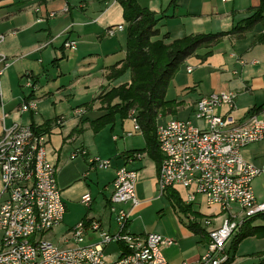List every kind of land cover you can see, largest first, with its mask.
<instances>
[{"label":"crops","instance_id":"1","mask_svg":"<svg viewBox=\"0 0 264 264\" xmlns=\"http://www.w3.org/2000/svg\"><path fill=\"white\" fill-rule=\"evenodd\" d=\"M136 1L155 14L157 38L167 35L166 42L192 34L229 33L239 21L250 16L260 2ZM118 24L123 25L122 30L111 36L106 34L108 27ZM126 25L122 6L116 0H0V54L9 62L0 76L3 103L0 117L5 113L6 126L13 122L46 125V157L56 167V180L65 205L62 222L70 212L74 220H78L67 230L82 220H98L102 228L114 232L116 223L109 211V197L116 170L126 166L136 170L134 190L138 201L133 208L130 203L122 206L131 209L127 230L147 233L133 229L132 220L143 218L145 209L155 203L153 208L161 212L156 220H170L169 231L176 237L174 244L162 248L165 259L174 263L195 262L206 242L205 229L198 220L209 216L218 225L222 220L219 206L208 205L201 195L191 203L184 202L186 190L182 187L168 188L163 194L157 191L159 164L151 156L131 116L121 119L116 115L112 124L97 132L90 125L105 106L97 97L130 80L129 70L115 79L105 77L109 67L124 58ZM260 35L262 40L257 41ZM67 39L76 41L75 49L63 46ZM208 51L210 53L205 55ZM27 81L31 86L25 85ZM171 84L176 92L171 99L178 105L173 113L159 114L156 123L170 118L190 119L200 97L219 92L234 94L232 106L221 104L216 108V113L229 117L233 124L243 122L250 113L264 118V25L255 23L242 33L222 36L211 47L199 48L181 63L166 93ZM31 100L35 101V109L21 111L20 106ZM1 130L0 121V134ZM139 137L142 143L138 142ZM80 149L85 152L82 154ZM263 150L264 140H261L242 148L240 153L245 161L262 167L259 152ZM72 153L76 155L72 157ZM136 154L139 157H135ZM98 157L109 160V165L98 167L94 162ZM1 187L0 180V191ZM86 192L90 193L91 201L83 204L81 196ZM170 195L177 196L189 209L182 211ZM193 214L202 218L196 219ZM194 220L202 229L197 233L188 227ZM153 231L168 236L162 225ZM87 237L88 241L96 239L91 232ZM194 237L197 238L196 249L172 251L181 241ZM233 238L227 248L234 262L239 243L233 250ZM262 257L264 250L246 264H255Z\"/></svg>","mask_w":264,"mask_h":264},{"label":"built area","instance_id":"2","mask_svg":"<svg viewBox=\"0 0 264 264\" xmlns=\"http://www.w3.org/2000/svg\"><path fill=\"white\" fill-rule=\"evenodd\" d=\"M122 28L118 24L105 32L111 36ZM63 44L76 48L73 39ZM8 65L7 58L0 54V76ZM25 85L31 86V82ZM233 99L231 92L202 96L193 107V117L199 124L170 118L155 127L162 156L157 191L163 194L168 188L182 187L186 190L184 202L191 203L201 195L208 205H218L222 212L218 225L209 216L198 220L205 229L206 242L195 262L170 263L165 259L161 247L174 244L173 238L157 232L135 234L127 230L131 209L122 206L130 203L133 208L138 201L134 190L136 170L126 166L116 170L109 197V211L116 223L114 232L102 228L98 220H82L56 244L47 239V232L61 224L65 205L56 167L46 157V133L17 122L6 126V115L1 114L0 264H233L227 243L244 222L264 214V201L255 196L252 187L253 180L264 174V166L245 161L240 153L247 145L264 140V118L250 113L243 122L233 124L229 117L216 113L221 104L232 106ZM2 104L0 92V110ZM34 109V100L20 106L21 111ZM135 127L139 128L137 124ZM75 155L72 153V157ZM94 162L98 167L109 165L107 159L95 158ZM90 201L89 192L81 196L83 204ZM88 232L96 239L88 241ZM113 242L119 244L120 251L115 259L106 261L104 249Z\"/></svg>","mask_w":264,"mask_h":264},{"label":"trees","instance_id":"3","mask_svg":"<svg viewBox=\"0 0 264 264\" xmlns=\"http://www.w3.org/2000/svg\"><path fill=\"white\" fill-rule=\"evenodd\" d=\"M123 10V19L126 22V43L123 59L109 67L106 79H115L126 70L130 72L129 82L112 87L107 92L97 97L102 105H105L103 113L90 121L91 128L97 132L105 125L112 124L115 116L121 119L131 116L135 119L146 141L147 148L153 159L159 164L161 153L155 140V127L158 115L173 113L178 102L166 100L167 86L181 63L201 47H211L224 36L234 33H242L250 29L255 23L264 25V0L253 9V13L239 21L228 32L199 33L187 35L182 38L164 41L167 35L157 38L159 30L156 28L157 18L155 14L138 4L136 0H116ZM261 35L257 41H261ZM207 54L210 51L205 52ZM114 100H117L116 103ZM30 127L35 132H46V125ZM169 198L178 204L182 211H187L189 206L180 202L177 196L170 195ZM194 218H202L193 214ZM260 219L262 223L253 222ZM188 227L194 231H201L198 222L191 221ZM247 236L264 238V214L253 217L243 223L239 232L232 241L233 250L237 244ZM255 264H264L262 257Z\"/></svg>","mask_w":264,"mask_h":264},{"label":"rangeland","instance_id":"4","mask_svg":"<svg viewBox=\"0 0 264 264\" xmlns=\"http://www.w3.org/2000/svg\"><path fill=\"white\" fill-rule=\"evenodd\" d=\"M175 89L173 88V84L170 85L169 90L166 93V100H173L172 97H175ZM180 118H183V116H179ZM189 118L191 119L193 124H196L195 118L190 114ZM185 119V117H184ZM100 131V130H99ZM138 142H143L142 138H137ZM99 158V157H98ZM103 160L104 158H99ZM259 159H261V164L264 165V150L259 152ZM252 187L254 190V193L256 197L259 200L264 201V174L261 173V175L257 176L253 182ZM136 189H138V185L136 186ZM138 191V190H137ZM155 206V203H152V205L148 206L144 211V216L138 220H132V228L133 229H140V231H147V232H154L153 230L157 227L162 225L167 232V237L170 238H176L173 233H171L169 230L172 227V223L170 220H156V216H161V212L155 210L153 207ZM73 212L69 213V217H66V220H63L61 222V225L55 227L51 231L47 232L45 237L49 239L54 244L57 243L58 238L61 237L66 231L67 227L72 225L78 220H74V215H72ZM145 219V220H142ZM255 223L259 224L262 221L260 219H257L254 221ZM180 237V236H179ZM197 241V238L195 237L193 239H185L181 241L177 246H174L172 248V251L174 252H180V251H189L190 249H196L195 248V242ZM62 243V242H60ZM0 244H1V233H0ZM197 245V244H196ZM163 247H161V253L165 257L166 253L162 250ZM203 250V249H202ZM264 250V238L263 237H256V236H247L243 238L241 241H239L238 248L236 250V258L233 262V264H246L249 261H253L255 259L254 257H257V254L260 253V251ZM120 251V246L118 243H110L107 245L104 249V255L105 259L112 260L113 258L117 256V254ZM169 261V260H167ZM188 261V260H187ZM171 263H174L170 260Z\"/></svg>","mask_w":264,"mask_h":264}]
</instances>
